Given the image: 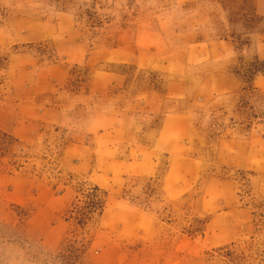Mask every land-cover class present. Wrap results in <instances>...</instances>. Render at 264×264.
<instances>
[{
	"label": "rangeland",
	"instance_id": "rangeland-1",
	"mask_svg": "<svg viewBox=\"0 0 264 264\" xmlns=\"http://www.w3.org/2000/svg\"><path fill=\"white\" fill-rule=\"evenodd\" d=\"M255 62L264 0H0V264H264Z\"/></svg>",
	"mask_w": 264,
	"mask_h": 264
},
{
	"label": "trees",
	"instance_id": "trees-1",
	"mask_svg": "<svg viewBox=\"0 0 264 264\" xmlns=\"http://www.w3.org/2000/svg\"><path fill=\"white\" fill-rule=\"evenodd\" d=\"M229 1L234 4L238 2H242L244 5L245 4L248 5V2H250L251 0H229ZM253 11L254 10L249 5L247 6V10L245 12L244 11L242 13L232 12L229 17V24L235 27L241 26L242 28H245V29L252 28L253 27L252 25L257 23L258 20H261L255 15ZM245 73L249 76L250 79L258 75L259 73H264V63L255 62V63L250 64L245 69ZM3 136L6 137L7 139L14 140L13 137H11L6 132L3 133ZM96 190L98 189L96 188ZM104 207H105L104 201L101 198L97 197L96 199H93L90 201L88 212L90 213L92 211H95L96 209H99L100 211H102Z\"/></svg>",
	"mask_w": 264,
	"mask_h": 264
}]
</instances>
